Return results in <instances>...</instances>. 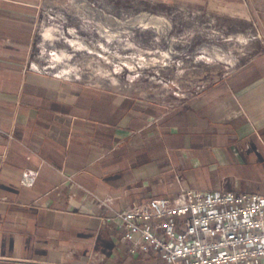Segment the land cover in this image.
Wrapping results in <instances>:
<instances>
[{
  "label": "crops",
  "instance_id": "1",
  "mask_svg": "<svg viewBox=\"0 0 264 264\" xmlns=\"http://www.w3.org/2000/svg\"><path fill=\"white\" fill-rule=\"evenodd\" d=\"M37 1L0 0V262L162 264L129 253L114 212L180 190L264 196V51L168 110L28 69ZM241 1L264 35V0Z\"/></svg>",
  "mask_w": 264,
  "mask_h": 264
},
{
  "label": "rangeland",
  "instance_id": "2",
  "mask_svg": "<svg viewBox=\"0 0 264 264\" xmlns=\"http://www.w3.org/2000/svg\"><path fill=\"white\" fill-rule=\"evenodd\" d=\"M36 4L28 69L168 110L264 51L258 19L241 0L197 9L141 0Z\"/></svg>",
  "mask_w": 264,
  "mask_h": 264
},
{
  "label": "built area",
  "instance_id": "3",
  "mask_svg": "<svg viewBox=\"0 0 264 264\" xmlns=\"http://www.w3.org/2000/svg\"><path fill=\"white\" fill-rule=\"evenodd\" d=\"M24 173L21 184L31 186ZM129 253L162 264H264V196L180 190L113 213Z\"/></svg>",
  "mask_w": 264,
  "mask_h": 264
}]
</instances>
